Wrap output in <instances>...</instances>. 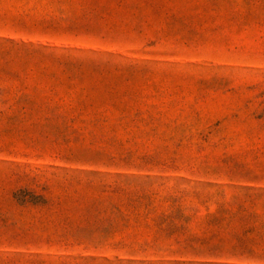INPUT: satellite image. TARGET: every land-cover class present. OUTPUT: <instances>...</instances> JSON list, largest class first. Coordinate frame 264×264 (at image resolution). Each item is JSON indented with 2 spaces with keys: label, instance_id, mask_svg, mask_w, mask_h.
<instances>
[{
  "label": "rangeland",
  "instance_id": "obj_1",
  "mask_svg": "<svg viewBox=\"0 0 264 264\" xmlns=\"http://www.w3.org/2000/svg\"><path fill=\"white\" fill-rule=\"evenodd\" d=\"M0 264H264V0H0Z\"/></svg>",
  "mask_w": 264,
  "mask_h": 264
}]
</instances>
